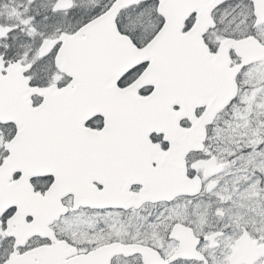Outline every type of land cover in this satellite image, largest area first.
I'll return each mask as SVG.
<instances>
[{
    "label": "snow or ice",
    "instance_id": "1",
    "mask_svg": "<svg viewBox=\"0 0 264 264\" xmlns=\"http://www.w3.org/2000/svg\"><path fill=\"white\" fill-rule=\"evenodd\" d=\"M0 264H264V0H0Z\"/></svg>",
    "mask_w": 264,
    "mask_h": 264
}]
</instances>
